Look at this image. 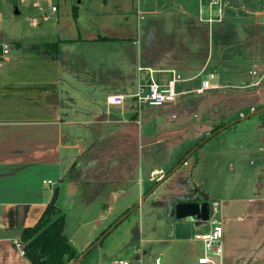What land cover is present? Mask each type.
<instances>
[{
    "label": "crops",
    "instance_id": "crops-1",
    "mask_svg": "<svg viewBox=\"0 0 264 264\" xmlns=\"http://www.w3.org/2000/svg\"><path fill=\"white\" fill-rule=\"evenodd\" d=\"M13 1L38 6L36 0ZM223 1L219 13L208 0H135V5L77 0L71 33L45 13L33 14L27 30L12 26L4 36L0 28V46L9 47L0 66V264H31L15 241L37 222L54 191L64 214L63 233L82 253L199 143L194 135L193 146H184L182 134L192 126L190 113L206 117L212 101L222 108L223 100L258 95L257 102L227 112L237 118L230 126L213 135L217 123H212L209 131L216 137L231 127L227 132L235 134L247 125L243 128L254 137L236 143L238 156L264 155V117L241 119L264 105V0H239L237 7ZM98 52L102 61L116 59L96 63ZM147 69L158 79L173 73L178 85L194 81L190 90L199 86L198 77L211 73L217 87L201 95L190 92L193 104L187 91H178L175 102L152 107L158 116L175 113L176 122L166 129L144 127L143 109L136 113L126 100L108 106L105 99L132 94ZM227 88L251 91L228 94ZM238 120L245 121L235 125ZM178 139L180 146L171 148L167 161L154 162L161 144ZM197 162L178 167L78 264H155L156 258L159 264H199L205 250L195 236L208 232L214 221L223 228L221 256L209 255L214 264H264V193L220 198L208 210L210 194L199 187L206 178L194 174ZM258 170L264 171V160ZM176 222L191 223L190 238L175 237ZM195 229L201 231L192 233Z\"/></svg>",
    "mask_w": 264,
    "mask_h": 264
},
{
    "label": "rangeland",
    "instance_id": "rangeland-1",
    "mask_svg": "<svg viewBox=\"0 0 264 264\" xmlns=\"http://www.w3.org/2000/svg\"><path fill=\"white\" fill-rule=\"evenodd\" d=\"M76 1L77 0H36L38 6H29L28 8L20 6L17 2L14 4L13 0H0V22L2 23L0 24V28L4 31V36H7L8 31L13 29L12 26H15L16 28H22L24 26V29L27 30L26 27H28V23L31 22V16L33 14H35L37 18H41V14L45 13L48 15H54L52 21L55 19V17H57L59 19V29L61 28L64 32L71 33V31L73 32L75 30L73 7L76 6ZM132 2L135 5V0H128V5L130 3L132 4ZM222 2L224 1L222 0ZM15 5H17V7ZM52 5H54L57 9L56 12L51 10ZM39 7L41 8V10H39ZM16 11L18 13H15ZM48 23L49 22L46 23V26L51 30L53 28V25ZM56 26L57 24L55 23V27ZM37 30H39V28H37ZM102 55L103 53L98 52L96 63H113L116 59V57L112 55V58L110 60L106 59L105 61H102L100 60V57ZM203 77V75L198 77L197 82H200L201 78ZM193 82L194 81H187L182 82L180 83V85H178V91H187L186 93L188 94L185 96L188 98V102L192 104L197 103L192 99L193 97H195L193 96L194 93L189 94V90L194 84ZM250 91V89H225V92L228 94H241ZM129 101V99H126V103ZM253 101H258V95H240L236 99L223 100L225 105L222 108L220 106L215 107V101H212V113L206 115V117H204V115H198V117L194 118L193 113L195 112H191V122L189 124H191L192 126L191 128L184 130L182 134L184 146H193V143H191V138L194 135L198 136V142L206 139L210 135L209 130L212 128V123H217L214 126L215 128L216 126L220 127L222 120H227L230 122L237 120L236 117L228 116L227 112H231L238 107L248 105ZM141 110L142 111H140L139 119H141V124L144 127L148 126L151 128H155L156 126L160 125L162 127H165L166 129V127H168L170 123L173 124L177 120V115L173 112L168 111L167 113H162L158 116L156 112L152 111L154 110V108H152L151 106H142ZM252 112L254 111H251V113ZM258 116L264 117V112L253 114L247 119H256ZM243 121L245 120H238L237 122H235V125H242L241 123H243ZM246 126L243 125V127ZM243 127L238 126V131L235 134L227 132L229 131L227 129H231V127H229L220 131V133H218L216 137L210 136V138L206 139L200 145V147L197 149V152L191 154V156H189L185 160V164H183V166L181 165V169H184L187 166H190L195 159L198 160L197 166L195 165L196 167L194 170V174L196 177H199V175H201L206 178V182L199 187L201 190H204L206 193L210 194V199L206 201L208 210L212 209L213 201L217 200L218 202L220 198H224L226 200L232 198L235 199L238 197L246 196L255 191L260 192L261 195L264 193V171L259 172L258 170L259 164H261L264 160L263 153L261 152L254 154L253 152L251 153L249 151L247 154L241 153L238 156L240 150L237 151L236 143L246 142L247 138L252 139L254 137V135L251 134L250 131H247L249 129H244ZM199 129H201V131ZM197 130H199L198 133ZM163 144L159 146L160 156L157 157V154L154 155V162L157 159L161 164L167 161L171 157V148L177 147V145L179 147L180 140H171V142H167L166 145ZM232 145L235 146L231 148L230 146ZM185 155L186 153L183 156ZM216 166L218 168V171L215 169ZM215 170L217 171L216 176ZM257 184H261V187L257 188ZM114 214L115 212L112 214V216ZM202 221L204 220H202L201 218L198 219L199 223ZM200 231V229H195L194 231H192V233Z\"/></svg>",
    "mask_w": 264,
    "mask_h": 264
},
{
    "label": "built area",
    "instance_id": "built-area-1",
    "mask_svg": "<svg viewBox=\"0 0 264 264\" xmlns=\"http://www.w3.org/2000/svg\"><path fill=\"white\" fill-rule=\"evenodd\" d=\"M210 5L217 6L218 12H221V0H208ZM55 10L53 6L51 8ZM9 52L7 44L0 46V66L6 59ZM137 71L141 73L145 71L142 67H137ZM146 75L140 77L136 90L132 94H109L106 96L105 102L108 106L122 105L126 99H129L134 110L139 112L142 106L160 107L167 103H173L177 100L179 92L177 85L178 77L173 73L169 78L158 79L155 76V71L152 69L146 70ZM214 75L209 73L206 78L201 79L199 86L192 88L189 92L201 95L204 91L217 87L212 84L211 80ZM223 236V228L220 221H214L210 230L201 235H196L195 238L202 241L205 254L198 257L199 264H214V260L209 255L220 257L222 253L221 238ZM15 245L19 249L21 255H24L23 245L20 241H15ZM112 264H130L128 260H114ZM155 264H159V258L155 259Z\"/></svg>",
    "mask_w": 264,
    "mask_h": 264
},
{
    "label": "trees",
    "instance_id": "trees-1",
    "mask_svg": "<svg viewBox=\"0 0 264 264\" xmlns=\"http://www.w3.org/2000/svg\"><path fill=\"white\" fill-rule=\"evenodd\" d=\"M51 46L54 47L55 53H57V43H51ZM227 124L230 123L222 122L220 127L216 126L212 130V134H216L215 132L221 126L223 127ZM196 152L197 150L193 153ZM56 200L57 191H54L51 201L46 205L37 222L33 226L24 228L21 233L20 242L23 245L24 255L31 264H68L76 260L80 255L73 249L63 233L64 214L57 206Z\"/></svg>",
    "mask_w": 264,
    "mask_h": 264
},
{
    "label": "water",
    "instance_id": "water-1",
    "mask_svg": "<svg viewBox=\"0 0 264 264\" xmlns=\"http://www.w3.org/2000/svg\"><path fill=\"white\" fill-rule=\"evenodd\" d=\"M228 5L231 7H237L240 5L239 0H229ZM264 111V107L249 113L248 115L242 117L241 119L244 118H248L250 116H252L253 114L259 113V112H263ZM232 124V122L230 123ZM229 124L225 125L224 127H227ZM223 128V127H221ZM219 128V130L221 129ZM211 136V134L207 137L209 138ZM206 138V139H207ZM203 139L202 141H200L197 145H195L192 149H190L186 155L166 174L164 175L149 191H147L140 199V201L132 208L135 209L139 206L141 201H144L145 199H147L149 197V195L154 191V189L162 182L164 181L169 175H171L173 172H175L178 167L181 166V164L189 157L191 156V154L198 149V147L206 140ZM155 205L160 204V203H154ZM130 209L129 211L125 212L121 217H119L102 235H100V237H98L94 242H92L82 253H80L79 257L68 263V264H78L81 259L92 249L94 248L96 245H98L102 239L110 232L112 231V229L114 227H116L125 217H127V215L130 213V211L132 210ZM183 210V209H181ZM191 223L189 222H176L174 224V235L176 238L178 239H188L191 236Z\"/></svg>",
    "mask_w": 264,
    "mask_h": 264
}]
</instances>
